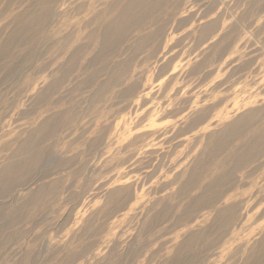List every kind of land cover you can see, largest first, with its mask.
<instances>
[{
	"label": "clouds",
	"instance_id": "clouds-1",
	"mask_svg": "<svg viewBox=\"0 0 264 264\" xmlns=\"http://www.w3.org/2000/svg\"><path fill=\"white\" fill-rule=\"evenodd\" d=\"M18 20L0 170L25 215L0 264H264V0H12Z\"/></svg>",
	"mask_w": 264,
	"mask_h": 264
},
{
	"label": "rangeland",
	"instance_id": "rangeland-1",
	"mask_svg": "<svg viewBox=\"0 0 264 264\" xmlns=\"http://www.w3.org/2000/svg\"><path fill=\"white\" fill-rule=\"evenodd\" d=\"M22 3L23 0H20ZM12 3V0H7L4 3L3 8H0V20H3L5 13L8 10V5ZM188 21L183 20L178 22V25L186 24ZM11 23V21H9ZM9 28L8 24L0 26V92L5 91L9 85L18 79L26 69L22 68L24 57H21L20 60L16 63L10 65L11 57L14 55L13 49L19 50L20 47L26 43L25 32L27 28L23 25V22L18 20L16 24H13L11 29L6 31ZM159 31V29H158ZM75 54V53H73ZM96 58L93 57L89 61L90 66L95 62ZM87 67V66H86ZM199 66H196L192 69V73H195L198 70ZM190 73V74H192ZM134 89H126L122 95L131 94ZM46 99V97H44ZM43 102L41 98H37L36 103ZM59 163L58 158H47L43 161L40 166V170L35 173L36 179L42 178L47 174L46 170H50L52 167H55ZM31 179V177H29ZM34 182V181H33ZM26 183V182H25ZM16 187H23L21 184H16L13 182V179L9 177L3 170H0V248H3L5 244H8V247L11 246L9 238L13 236V229L15 226L23 220L25 212V205L16 203L17 197L13 195V191ZM71 209L55 227L57 230L61 229L64 225L65 220L70 219ZM47 219V214L40 215L38 219L33 222V227L39 223H43ZM38 239V237H37ZM11 243H15V240H12ZM47 242L45 241L43 245L40 246L39 256L43 257L46 249ZM4 251H7V248H4ZM132 251L131 246L126 251V255ZM0 257H3V252H0ZM23 262V257H21V262ZM31 264H46V261H40L33 256Z\"/></svg>",
	"mask_w": 264,
	"mask_h": 264
},
{
	"label": "bare ground",
	"instance_id": "bare-ground-1",
	"mask_svg": "<svg viewBox=\"0 0 264 264\" xmlns=\"http://www.w3.org/2000/svg\"><path fill=\"white\" fill-rule=\"evenodd\" d=\"M261 257L257 256L256 259L253 261V264H256V261L260 260Z\"/></svg>",
	"mask_w": 264,
	"mask_h": 264
}]
</instances>
